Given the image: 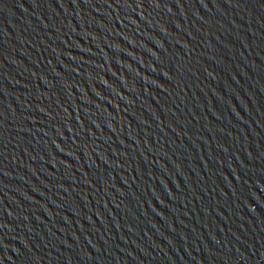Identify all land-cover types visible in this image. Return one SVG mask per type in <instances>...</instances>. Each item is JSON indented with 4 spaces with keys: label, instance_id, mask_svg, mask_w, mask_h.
<instances>
[{
    "label": "water",
    "instance_id": "1",
    "mask_svg": "<svg viewBox=\"0 0 264 264\" xmlns=\"http://www.w3.org/2000/svg\"><path fill=\"white\" fill-rule=\"evenodd\" d=\"M0 264H264V0H0Z\"/></svg>",
    "mask_w": 264,
    "mask_h": 264
}]
</instances>
